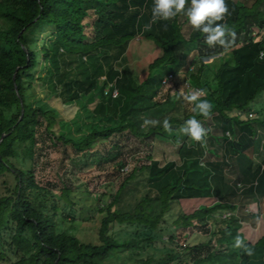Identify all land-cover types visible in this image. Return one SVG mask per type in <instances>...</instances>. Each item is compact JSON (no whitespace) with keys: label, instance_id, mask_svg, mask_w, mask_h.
Segmentation results:
<instances>
[{"label":"trees","instance_id":"16d2710c","mask_svg":"<svg viewBox=\"0 0 264 264\" xmlns=\"http://www.w3.org/2000/svg\"><path fill=\"white\" fill-rule=\"evenodd\" d=\"M225 4L227 12L215 23L235 36L208 46L196 29L186 41L179 14L152 22L153 0H0V138L6 134L0 143V186L6 188L0 192V264H103L118 251L132 259L136 254L134 264H241L249 249H263L264 264V218L252 229L242 225L241 215L251 196L264 212V168H254L259 119L249 116L264 92V38L250 34L264 27V0ZM185 42L199 45L200 54L182 73L174 63ZM214 56L219 62L205 59ZM208 70L213 88L204 83ZM170 73L173 78L163 83ZM101 78L94 113L118 116V126L92 129L79 141L58 135V113L35 103L37 85L70 103L95 91ZM187 82L193 89L207 85L208 95L200 98L212 106L207 116L183 99L191 92ZM166 103L171 109L156 111ZM210 116L223 134L220 160L204 161L199 141L180 146V163L161 165L149 157L123 177L115 193L98 197V243L60 231L63 222L78 219L81 206L67 185L58 200L55 188L36 179L43 145L53 148L60 141L86 153L116 133L149 138L165 130L164 120L169 129ZM231 158L243 174L241 187L227 172ZM213 224L217 229L208 237ZM190 228L203 240L192 243L186 236L181 244L178 230ZM236 236L241 247H233Z\"/></svg>","mask_w":264,"mask_h":264},{"label":"rangeland","instance_id":"374dc122","mask_svg":"<svg viewBox=\"0 0 264 264\" xmlns=\"http://www.w3.org/2000/svg\"><path fill=\"white\" fill-rule=\"evenodd\" d=\"M189 2L190 0H186L185 7L188 6ZM178 19L182 34L186 41H188L194 28L188 23L183 13L179 14ZM92 20L93 18L90 17L86 21L91 22ZM90 31L91 28L88 26L86 33L90 35ZM252 32H256L260 38H264V27L259 28L255 26ZM90 39L91 36L88 40ZM199 49V45L185 42L183 48L176 53V63H174V66H177L182 73L187 71L188 68L190 69L191 61L194 57H199ZM205 59L219 62V58L216 56ZM43 71H41V74ZM103 80L104 78L99 79L97 89L91 94L70 103H62L53 97L45 86L38 84L35 103L46 109L55 110L58 113L60 120L57 128L58 135H65L67 139L79 141L92 129H108L118 126L120 122L118 116L114 117L110 113L102 115L94 113V109L101 99ZM204 83L211 86V88L215 86L213 74L210 70H208L206 78H204ZM207 85L204 88L201 87L202 95L200 98L208 95ZM171 107L172 103H166L156 111L162 114L166 110L171 109ZM175 114L180 115L178 113ZM196 119L206 130L205 136L201 139L209 151V154L205 157L206 160H218L222 158V131L214 127L211 116L204 119ZM182 126L181 124H173L169 129H165L149 138L134 136L129 134L128 131L116 133L111 138L96 142L90 151L80 154L74 152L71 144L65 145L60 141L59 145L53 148L43 145L40 159L35 166L36 179L43 185L55 188V198L58 200L61 198L58 192L59 189L67 185L74 191V196L79 200L81 206L78 219L75 222H71V220L63 222L59 227L60 231L67 232L86 243H98L97 231L103 216V214L96 210L98 197L105 193H115L123 177L135 166L138 167L149 163V157L159 161L161 165L169 161L180 163L178 155L180 146L184 142L189 145H193L195 142L188 135L180 132ZM123 161L125 162L124 167L128 166V170L122 172L119 166ZM231 165L234 169L236 162L231 160ZM233 169H229V173H233ZM5 189L4 186H0L1 193H5ZM243 204L245 206L243 208L244 213L241 214L242 221H248V224L255 227L260 216H262L258 201L256 198L250 200L247 197ZM215 229H217V225L213 224L211 234L208 237L213 236ZM194 231L193 228L186 231L178 230L181 236L179 239L180 243L184 242L186 236H188V239L192 243L194 242L193 239L197 242L203 240V235L194 237ZM184 233L186 234L184 235ZM249 250L247 252L249 255V259L246 260L247 262L243 261L240 263L262 264L261 256L263 249ZM135 256L136 254H134V258L132 259L129 257L127 251H118L104 260L103 264H134L136 261Z\"/></svg>","mask_w":264,"mask_h":264},{"label":"clouds","instance_id":"9594fccd","mask_svg":"<svg viewBox=\"0 0 264 264\" xmlns=\"http://www.w3.org/2000/svg\"><path fill=\"white\" fill-rule=\"evenodd\" d=\"M185 4L186 0H153L152 22L170 20L177 14L183 13L194 29L205 34L204 41L208 46L225 45L226 35L228 37L235 36V33L225 24L215 23L220 21L227 12L225 0H190L187 7ZM201 95L202 91L197 89L186 93L183 99L193 104V112L207 116L212 106L208 100L200 99ZM150 123H154V121H144L146 125ZM162 126L165 129L169 127L167 120L162 122ZM180 132L188 135L194 141H200L205 136L206 130L196 118L190 117L184 121ZM242 243L241 238L236 236L233 247H241Z\"/></svg>","mask_w":264,"mask_h":264},{"label":"crops","instance_id":"0c3cea01","mask_svg":"<svg viewBox=\"0 0 264 264\" xmlns=\"http://www.w3.org/2000/svg\"><path fill=\"white\" fill-rule=\"evenodd\" d=\"M236 1H239V0H236ZM252 107H253L252 113L254 114L253 118H258L259 119V122L257 121L255 123L256 134H255V150H254V152H255V155H254V168L259 166L261 168V170H262L264 168V92L258 98H256L254 100ZM216 129H218V128H216ZM232 133H233L232 136H234L236 138L238 136V134H239V130L234 126V128L232 129ZM222 136H223V134H222ZM199 142H202L204 144L203 140H200ZM204 146H205V144H204ZM205 149H206V155L209 154V151L206 148V146H205ZM206 155H205V157H206ZM220 159H218V160H220ZM231 160H234L236 162L235 158H231V159H229L230 164H231ZM204 161H216V160L215 159L206 160V158H204ZM235 166L236 167H234V169H233L232 165L230 167V169H233V173H229V170L227 172H228V174L230 176L233 177L234 182L236 183V185L238 187H241L243 174L240 172V170L238 168V165H237V162H236ZM246 198L247 197H245V199ZM254 198H255V196H251L249 199L253 200ZM245 199H244V201H245ZM258 203H259V201H258ZM244 206L245 205L243 204V208H244ZM259 209H260V203H259ZM260 213H261L262 216H260L259 221H258V223H257V225L255 227H253V225L248 224V221L247 222L246 221H242V225L243 226H249L252 229H256L258 227V225L260 224L261 219L264 218V212L263 213L260 212Z\"/></svg>","mask_w":264,"mask_h":264},{"label":"built area","instance_id":"2783aa9c","mask_svg":"<svg viewBox=\"0 0 264 264\" xmlns=\"http://www.w3.org/2000/svg\"><path fill=\"white\" fill-rule=\"evenodd\" d=\"M251 36L254 37V38H256V37H257V33H256V32H252V33H251ZM220 55H221V54H220ZM260 56H263V53H261ZM191 69H192V68H191ZM171 78H173V75L170 73V74H168L167 76H165V77L163 78V81H162V82H163V83H166V82H167L169 79H171ZM186 87H187V88H190L191 91H193V90H197V89H198V88L193 89V88L190 86V83H189V82L186 83ZM199 90H201V89H199ZM108 91H109V89L107 88V89L105 90V93H107ZM112 95H113L114 98L117 97V95H118V91H117V90H114V91L112 92ZM249 116H250V117H253L254 114H253V113H250ZM205 133H206V132H205ZM226 134L229 135V136L232 138V136L229 134V132H227ZM123 170H124V171H127V170H128V167H125Z\"/></svg>","mask_w":264,"mask_h":264},{"label":"water","instance_id":"95a60500","mask_svg":"<svg viewBox=\"0 0 264 264\" xmlns=\"http://www.w3.org/2000/svg\"><path fill=\"white\" fill-rule=\"evenodd\" d=\"M14 78H15V76H14ZM6 136V134H3L2 135V137L0 138V143H1V141L3 140V138Z\"/></svg>","mask_w":264,"mask_h":264}]
</instances>
